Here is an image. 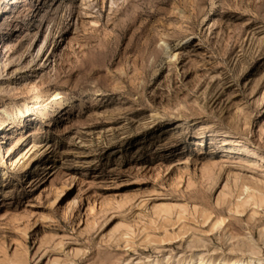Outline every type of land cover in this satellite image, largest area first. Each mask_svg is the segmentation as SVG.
Returning a JSON list of instances; mask_svg holds the SVG:
<instances>
[{"label": "rangeland", "instance_id": "374dc122", "mask_svg": "<svg viewBox=\"0 0 264 264\" xmlns=\"http://www.w3.org/2000/svg\"><path fill=\"white\" fill-rule=\"evenodd\" d=\"M9 2L0 264H264V0Z\"/></svg>", "mask_w": 264, "mask_h": 264}, {"label": "bare ground", "instance_id": "6f19581e", "mask_svg": "<svg viewBox=\"0 0 264 264\" xmlns=\"http://www.w3.org/2000/svg\"><path fill=\"white\" fill-rule=\"evenodd\" d=\"M13 8L14 7V4L18 3L17 0L16 1H12L10 0L9 2ZM10 7H7L5 12H7L9 9H11ZM214 11V7L211 9V12ZM208 25V23H207ZM210 29V27H209ZM2 34L6 35L8 34L7 30H4L3 29V32ZM47 39L44 38L43 41H42V44L41 46L39 47L38 49V52L42 53L45 48L47 47ZM169 58L170 59H177L178 58V54L177 53H172L169 55ZM158 70L155 71V73H157ZM55 105H56V111H63L67 108L68 104L66 102V99H59L58 101L55 102ZM14 109V108H13ZM11 111V110H10ZM3 114L4 116H6L7 118H4V117H1V120H0V139H2L0 141V152H1V145L5 143V140L6 138L8 137L9 139L13 138V134H6L7 133V130L9 131H13V129H16L18 131H23V129L25 128V124H26V117L25 115L21 112V110L19 108H16L15 109V112L13 113H9L8 110L4 109L3 111ZM59 113V112H58ZM61 113V112H60ZM50 113L48 112V107H46L44 109V111H41V116L44 117V118H47V117H50ZM7 138V139H8ZM18 140L17 142V145L16 146H19L23 140H24V137L21 136H18L16 137ZM15 138V139H16ZM8 139V140H9ZM4 142V143H3ZM15 146V145H14ZM13 146V147H14ZM13 147H8L7 149V155L5 156V158H8L10 159V163H12V166H15L19 161L17 158L14 157V159H12L13 157ZM34 146L30 149L29 153L34 150ZM85 154H89V153H85ZM22 155H25V153H23ZM52 161H49L47 160L45 154H39V155H36V157L32 158L29 160L28 164H27V167L24 169L25 170V177L27 176V173H32L33 176L29 177L26 181H27V184L28 186L26 188H32L33 187V184L35 182H37V178L43 176L47 171L50 172V174H52V171H53V165H51ZM55 175V173H53L51 175V177H53ZM242 187V186H241ZM244 188V193L247 192V193H250V190L251 188H249V186H243L242 189ZM258 190V189H257ZM261 192V191H260ZM264 192V191H263ZM255 194V193H254ZM240 196V195H239ZM248 196V195H247ZM250 199H248L247 201H244L245 204H249L251 201H255L254 204L258 207L259 206V202L258 200L256 201V199L258 198H255V196L252 194L248 196ZM260 199H261V202H260V206H262L261 204L264 203V193H261V195H259ZM239 198V197H238ZM258 202V203H257ZM239 203V202H238ZM241 205V203L239 205H236L237 206V212L238 213H241V211H239L240 208H242L243 204ZM264 205V204H263ZM245 206V205H244ZM243 212V211H242ZM225 223L224 220H219L215 225L218 226V225H223ZM127 229H131L127 227ZM256 257V256H255ZM259 261L258 259H248V260H244V261H235V262H228L226 259H219L217 261H212V260H209L207 261L206 259L202 258V257H197V258H192L190 259L189 261L183 263V264H258Z\"/></svg>", "mask_w": 264, "mask_h": 264}]
</instances>
